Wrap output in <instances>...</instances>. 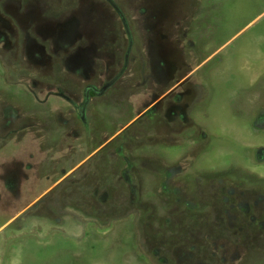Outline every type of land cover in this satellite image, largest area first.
I'll use <instances>...</instances> for the list:
<instances>
[{
	"label": "rangeland",
	"instance_id": "obj_1",
	"mask_svg": "<svg viewBox=\"0 0 264 264\" xmlns=\"http://www.w3.org/2000/svg\"><path fill=\"white\" fill-rule=\"evenodd\" d=\"M0 264H264V0H0Z\"/></svg>",
	"mask_w": 264,
	"mask_h": 264
},
{
	"label": "flooded vegetation",
	"instance_id": "obj_2",
	"mask_svg": "<svg viewBox=\"0 0 264 264\" xmlns=\"http://www.w3.org/2000/svg\"><path fill=\"white\" fill-rule=\"evenodd\" d=\"M73 28H71L70 30L68 29L67 31H69V33H64V34H67L69 37H72V34H70V32L72 33V30ZM62 30V29H61ZM61 37H63V35H61ZM73 38V37H72ZM64 39V38H63ZM63 39L62 38H60V40H57V44H56V48H60L61 46H63V45H65V44H67L66 42L64 43L63 42ZM69 45H71V43L69 44ZM24 47H27L26 46V44H24ZM36 47H38V48H40V47H42L43 48V46H36ZM91 47H96L95 45H92ZM88 55H90V53L88 52V54H86V57H84L83 55H80V54H76V55H74V56H72L71 58H70V60L69 59H67L65 62H66V64L68 63L67 61L69 60L71 63H70V65L71 66H74L75 68H80V69H83L84 67H82V66H85L86 65V74L83 72V70L81 71V72H76V71H73V72H75V73H77V75L78 76H86V75H89V79L91 78L90 77V75L91 74H94V70H92V68H91V66H92V63H90L88 60V58H89V56ZM88 57V58H87ZM73 61H75V62H73ZM166 73H167V75L169 76H171L172 75V73L169 71H164L163 72V76H166ZM110 87V83H105L103 86H102V88H101V90H100V93H98L97 91H96V93L95 94H97V96H100V95H103V93L105 92V90H107L108 88ZM87 90H90L91 92L92 91H94L95 89H93V88H91V85H89V86H87ZM189 90L192 92L193 91V89H191V88H189ZM85 92H86V90H85ZM90 92V96H91V98L93 99L95 96L94 95H92V93ZM191 95H192V93H191ZM185 102V101H184ZM184 106V104L182 103V102H180V106ZM186 107L187 106H184V109H186ZM22 108H23V106H22ZM84 108H83V112H84ZM184 118V117H183ZM23 119V118H22ZM175 121V120H174ZM175 122H177V121H175ZM184 122H186V121H184Z\"/></svg>",
	"mask_w": 264,
	"mask_h": 264
}]
</instances>
